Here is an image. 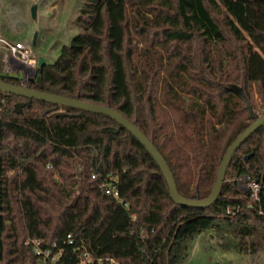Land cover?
I'll return each instance as SVG.
<instances>
[{
	"label": "trees",
	"instance_id": "1",
	"mask_svg": "<svg viewBox=\"0 0 264 264\" xmlns=\"http://www.w3.org/2000/svg\"><path fill=\"white\" fill-rule=\"evenodd\" d=\"M76 24L27 87L121 113L181 196L209 197L227 149L264 114V0H85ZM3 73L1 61L0 80L22 85ZM81 112L0 91V264H43L27 240L62 250L58 264L84 253L90 264H177L203 234L264 249V126L236 151L216 203L195 208L173 201L132 133ZM243 175L259 201L239 189Z\"/></svg>",
	"mask_w": 264,
	"mask_h": 264
},
{
	"label": "rangeland",
	"instance_id": "2",
	"mask_svg": "<svg viewBox=\"0 0 264 264\" xmlns=\"http://www.w3.org/2000/svg\"><path fill=\"white\" fill-rule=\"evenodd\" d=\"M84 2L0 0V62L4 63L5 55H10L5 43L30 41L38 61L43 58L46 63H53L61 48L78 32L76 19ZM33 7H36L35 18ZM245 188L241 183L243 193H247ZM236 244L237 239L227 242L205 234L197 236L188 241L177 264H264V249L247 254L236 249Z\"/></svg>",
	"mask_w": 264,
	"mask_h": 264
},
{
	"label": "water",
	"instance_id": "3",
	"mask_svg": "<svg viewBox=\"0 0 264 264\" xmlns=\"http://www.w3.org/2000/svg\"><path fill=\"white\" fill-rule=\"evenodd\" d=\"M32 14H33V17L35 18L36 7H33ZM44 63H45V60L43 58H40L38 61V69L41 68ZM1 76L3 78H9V79L17 80L20 82L25 80V74L23 71H20L18 73H15V72L3 73ZM32 80L33 79H30V81ZM0 91L4 93H12L17 96L28 98L30 100L35 99L39 101H45L48 103H53L57 105L75 108V109L82 111L81 115H83L84 112H93V113L103 114V115L110 117L111 119L115 120L120 126L124 127L130 133H132L139 140V142L147 149V151L151 154V156L154 158V160L160 167L169 185L170 195L173 201L176 204L181 205V206H188V207H195V208H209L216 203V201L218 200L221 194L222 188H223L226 171L236 151L253 133H255V131H257L258 129L264 126V114H263L262 116L257 118V120L248 129H246L242 134H240L237 137V139L227 149V152L225 153L221 161L219 170H218L215 186L211 194L209 195V197H207L204 200H192V199H187L179 194L174 175L167 161L163 157V155L157 150V148L147 138V136H145L139 128H137L133 123H131L121 113L111 108L105 107V106L96 105V104H92L89 102H84L78 99H72L69 97L56 95L52 93L37 91L35 89L28 88L27 86L14 85V84L2 81V80H0ZM22 105H20V107ZM247 106H248L250 113H252L253 117L256 118V116L253 114L252 107L248 101H247ZM116 132H118V130ZM245 159L247 161L248 156Z\"/></svg>",
	"mask_w": 264,
	"mask_h": 264
},
{
	"label": "built area",
	"instance_id": "4",
	"mask_svg": "<svg viewBox=\"0 0 264 264\" xmlns=\"http://www.w3.org/2000/svg\"><path fill=\"white\" fill-rule=\"evenodd\" d=\"M7 51H10V55H5L4 59V70L5 73H18L23 71L25 74V80L22 81V85L27 86V83L30 79H34L36 76L38 68V59L34 55L32 50V45L30 41L19 42L9 44L5 43ZM117 183V180L115 181ZM241 183L246 185L245 191L251 193V199L254 202L259 201L258 191L260 189L259 182H256L251 179L249 175H243L238 179V185L240 189ZM106 193L112 195L113 197H119V191L116 186L109 184L104 185ZM26 245H31L36 255L39 257V260L43 264H58L59 259L63 255V251L59 250L56 253H53L52 249H42L40 247V242L36 240H27ZM95 262L92 258L88 257L86 253L80 255V260L77 264H90ZM97 263L102 264L103 259H97ZM112 264H118L115 261H111Z\"/></svg>",
	"mask_w": 264,
	"mask_h": 264
}]
</instances>
